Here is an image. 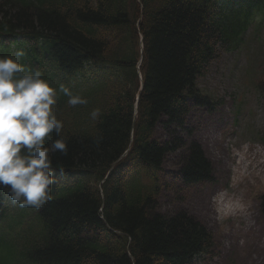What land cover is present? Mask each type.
Instances as JSON below:
<instances>
[{
	"label": "trees",
	"instance_id": "1",
	"mask_svg": "<svg viewBox=\"0 0 264 264\" xmlns=\"http://www.w3.org/2000/svg\"><path fill=\"white\" fill-rule=\"evenodd\" d=\"M253 11L264 0H0V56L23 49V65L88 101L73 107L58 94L68 151L51 154L52 200L21 208L0 186V264H198L210 253L197 219L154 210L171 187L164 155L184 141L174 128L160 143L153 129L164 118L190 133L191 107L213 109L198 80L242 45ZM186 148L174 179L212 181L200 144Z\"/></svg>",
	"mask_w": 264,
	"mask_h": 264
},
{
	"label": "rangeland",
	"instance_id": "2",
	"mask_svg": "<svg viewBox=\"0 0 264 264\" xmlns=\"http://www.w3.org/2000/svg\"><path fill=\"white\" fill-rule=\"evenodd\" d=\"M263 72L264 13L253 11L242 45L211 62L198 81L201 91L217 101L214 108L190 109L186 116L190 133L164 125V118L153 129V138L160 143L172 138L174 128L183 138L184 145L164 155L163 178L171 187L162 186L154 210L163 214L182 210L211 232L210 253L198 264H264V215L259 206L264 196V144L259 139L264 130V93L259 90ZM190 140L198 142L210 160L211 182H173ZM220 195L224 201H214ZM227 202L233 204L232 210L217 215L215 211ZM234 204L244 211L234 209Z\"/></svg>",
	"mask_w": 264,
	"mask_h": 264
},
{
	"label": "clouds",
	"instance_id": "3",
	"mask_svg": "<svg viewBox=\"0 0 264 264\" xmlns=\"http://www.w3.org/2000/svg\"><path fill=\"white\" fill-rule=\"evenodd\" d=\"M24 55L17 49L14 55L0 56V186L8 188L12 204L39 210L53 199L57 170L51 154L68 151L64 123L54 111L58 94L67 96L73 107L88 101L63 84L52 86L40 70L20 62ZM90 116L97 120L100 110ZM46 140L51 142L46 145Z\"/></svg>",
	"mask_w": 264,
	"mask_h": 264
},
{
	"label": "bare ground",
	"instance_id": "4",
	"mask_svg": "<svg viewBox=\"0 0 264 264\" xmlns=\"http://www.w3.org/2000/svg\"><path fill=\"white\" fill-rule=\"evenodd\" d=\"M241 160H242V156L238 157L237 158V165H236V168L240 165L241 163ZM235 168V169H236ZM224 197L223 195H220L219 198H216L214 199V201L218 202V203H222L224 201ZM234 209H237L238 211H244L245 208H242V207H239L237 206L236 204H234ZM233 208V204H230V203H226V204H223L222 208L220 210H216L215 213L218 215V214H226L227 212L231 211Z\"/></svg>",
	"mask_w": 264,
	"mask_h": 264
}]
</instances>
